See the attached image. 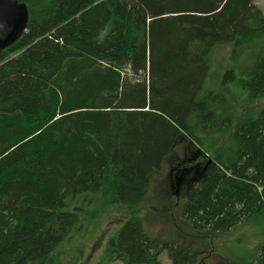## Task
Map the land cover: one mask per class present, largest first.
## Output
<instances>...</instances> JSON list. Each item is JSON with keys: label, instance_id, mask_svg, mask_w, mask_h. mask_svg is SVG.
Returning a JSON list of instances; mask_svg holds the SVG:
<instances>
[{"label": "trees", "instance_id": "obj_1", "mask_svg": "<svg viewBox=\"0 0 264 264\" xmlns=\"http://www.w3.org/2000/svg\"><path fill=\"white\" fill-rule=\"evenodd\" d=\"M19 1L27 30L0 51V264H78L77 235L112 206L140 204L185 135L209 155L188 167L182 217L264 233L256 0ZM164 251L172 264H264V240L211 261L136 216L95 264H158Z\"/></svg>", "mask_w": 264, "mask_h": 264}, {"label": "rangeland", "instance_id": "obj_2", "mask_svg": "<svg viewBox=\"0 0 264 264\" xmlns=\"http://www.w3.org/2000/svg\"><path fill=\"white\" fill-rule=\"evenodd\" d=\"M256 4L264 12V0H256ZM228 52L227 49L220 50L222 55L228 56ZM217 54L219 52L215 56ZM222 67L224 70L226 64L222 63ZM261 103H264V98ZM254 105L255 108L258 107ZM246 112V109H242L241 114ZM204 151L189 136L180 138L167 155V160L165 159L164 165L157 172L146 198L140 204L132 208L112 206L96 222L88 224L84 233L77 235L75 246L83 247L84 250L78 264H95L100 259L110 235L118 231L129 216L141 219L150 236L163 241H176L181 246L200 250L205 259L211 261L223 257L234 258L237 253H245L257 242L263 241L264 233L262 234L259 226L240 225L220 234L210 230H195L182 217V206L187 201L193 183L189 177L192 171H188V167L201 162L204 159L202 156L208 157L209 154ZM182 168L186 169L185 172ZM113 264L126 263L117 260ZM158 264H172L166 251L160 254Z\"/></svg>", "mask_w": 264, "mask_h": 264}, {"label": "water", "instance_id": "obj_3", "mask_svg": "<svg viewBox=\"0 0 264 264\" xmlns=\"http://www.w3.org/2000/svg\"><path fill=\"white\" fill-rule=\"evenodd\" d=\"M29 11L25 2L0 0V51L12 45L27 30ZM212 159L209 160V163Z\"/></svg>", "mask_w": 264, "mask_h": 264}]
</instances>
